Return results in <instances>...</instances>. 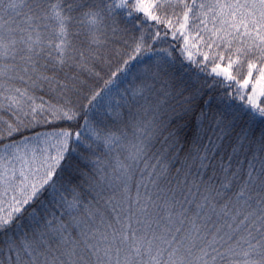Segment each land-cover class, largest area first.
<instances>
[{
    "label": "snow or ice",
    "instance_id": "snow-or-ice-1",
    "mask_svg": "<svg viewBox=\"0 0 264 264\" xmlns=\"http://www.w3.org/2000/svg\"><path fill=\"white\" fill-rule=\"evenodd\" d=\"M0 264H264V0H0Z\"/></svg>",
    "mask_w": 264,
    "mask_h": 264
}]
</instances>
